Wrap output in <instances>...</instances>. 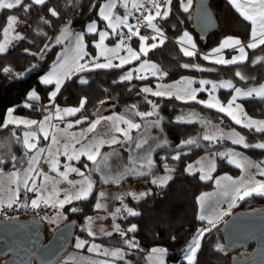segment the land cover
Here are the masks:
<instances>
[{"label": "trees", "instance_id": "trees-1", "mask_svg": "<svg viewBox=\"0 0 264 264\" xmlns=\"http://www.w3.org/2000/svg\"><path fill=\"white\" fill-rule=\"evenodd\" d=\"M103 1L71 0L69 3L68 0H47L44 5H33L27 12L23 8L0 10V30L6 25L9 15L17 16L24 25L22 26V38L5 52L0 53V140L5 139L11 133L18 132L13 125L3 126L8 109L12 108L16 115L39 118L44 109L50 105L49 95L54 86L41 84L39 76L52 66L57 52L62 47L56 42L59 31L67 25L73 33H82L90 21H96L99 27H103L102 20L98 16V10ZM183 1L185 0H171L168 4V16L156 18L154 24L160 29L159 34L164 36L161 39L163 44L155 48L150 47L144 54L140 53L139 59L155 62L163 72L161 78L163 81L175 80L186 74L210 78H230L237 85L264 81V45L260 44L254 49L246 50L245 60L233 64L217 63L205 59L200 54L217 46L226 36L238 37L242 42L250 39V23L235 11L227 0H209V6L216 19V26L204 35L196 32L191 23L194 4L185 11L182 7ZM25 3H31V0H25ZM50 8H54L59 15L53 17L48 11ZM185 30L192 33L197 46V52H194L193 56H186L175 42V39ZM139 31L149 38L148 43H153L152 37H156L155 40L158 41L157 44L159 43L158 34ZM84 37L88 51L94 53L92 42L95 40V34L84 33ZM134 37L130 44L137 47L138 42ZM134 67V64H128L122 67L96 68L78 72L66 79L53 101L62 106L80 107L81 100H85L84 106L75 115L76 118L81 119L82 124L90 122L97 110L104 105L110 106L108 110L116 112L133 108V105L138 111L147 112L156 105L158 110L155 114L161 118V129L166 143L164 147L154 152L151 158L153 164L148 168H153L154 173L168 172L171 179L161 185L150 183L149 180L145 181L150 187L148 193L139 199H125L127 202L125 205L138 212L139 215H129L127 211H124V216L118 218L121 225L120 231H114L110 235L91 236L83 225L87 217L96 212V194L100 188V184L97 183L87 199H82L75 204L76 211L71 209L65 212L66 221L73 219L77 226H83L78 230L76 228L73 240L79 235L87 243L95 242L120 249L123 252L121 257L106 258L113 264H150L147 254L155 247L165 250L167 264L170 262L187 264L182 260L183 249L199 229L207 228L210 230L204 232L200 239V247L196 252L194 264H233L227 253L216 248L217 242L223 240L220 226L229 215L214 225L207 224L198 218V196L204 191L211 190L214 186L213 181L203 180L197 173L190 174L184 171L187 163L214 148L215 145H182L183 140L197 132L196 124L175 122L164 115H168L166 113L168 108L173 109L170 115L172 118L186 107L206 111L221 118L225 127L235 129L249 144L264 142V131L234 123L225 114L206 108L194 101L183 102L174 98L144 95L142 87L145 84L153 85L157 79L153 77L120 79ZM6 68L9 71H4ZM237 73L240 75L238 76ZM81 81H86V83ZM33 90L39 99H29L28 94ZM229 93V90L219 91L223 100ZM240 102L249 117L264 119V97L241 99ZM154 117L155 115H151L141 117L139 120ZM239 148L264 168V149ZM18 150L19 147L14 146L12 153H17ZM176 156L179 158L174 159ZM10 162L2 163L0 167L7 169L12 166ZM142 167L147 169V166ZM221 173L237 175L239 169L229 165L225 159H217L214 175ZM143 179L145 177L135 179L130 176L125 180L134 182ZM106 185L110 186L114 183L109 182ZM249 204H264V196H249L240 201L232 212L243 210ZM132 225H136V229L130 232L128 229ZM126 240L134 241L136 247H130L125 243ZM251 248L252 245L249 251ZM81 251L84 249L82 248ZM1 262L0 259V264Z\"/></svg>", "mask_w": 264, "mask_h": 264}, {"label": "rangeland", "instance_id": "rangeland-1", "mask_svg": "<svg viewBox=\"0 0 264 264\" xmlns=\"http://www.w3.org/2000/svg\"><path fill=\"white\" fill-rule=\"evenodd\" d=\"M22 26L24 25L20 21L15 26V32L19 33L20 36L23 33ZM65 28H67V31H64ZM99 31H107L109 33L102 47L112 49L115 48L118 43H121V37L119 35L112 34L109 29L104 30V28L99 27ZM123 31L124 29L118 31L124 36L121 47L116 53H114L115 56L107 58V56H110L113 53H106L105 56L100 55L102 47L98 48L96 46L97 42L99 41L98 33H93L95 34V40L92 42L94 53L88 51L84 35L82 51H80L77 45L76 37L81 33H73L67 25H64L56 37V42L59 39V44H61L62 47L56 54L52 64L54 66L53 68H57L59 66L63 67L65 61L76 60V58L79 61L81 60L83 63H87L88 60H94L95 58V60H98V64L106 63L108 59H111L113 65L119 64L120 58H125L130 60V63H125L123 66L128 64L135 65V69L127 71V73L130 71L132 72V77L140 75L144 77L150 76L157 79L153 85L145 84L142 87V89L145 87L152 89V92L146 93L142 91L144 95L168 99L174 98L183 102L194 101L206 108H210L225 114L234 123H236L232 116L228 115V111H231L237 119L241 120L239 125L245 127L249 121H264V119L249 117L245 113L240 102L241 99L261 98L264 96L256 95L255 93H253L251 96L243 94L237 95L235 92L236 88L241 89L242 93H245L250 89H260L261 86H264V81L249 85H237L235 84L234 80L230 78H210L202 75L189 74L183 75L175 80L163 81L161 79L163 72L161 69L158 70V65L155 62L143 58L142 60L132 59L129 51H124L127 40L125 37L126 33ZM140 36L146 35L140 33ZM158 37L160 40L162 39L161 35ZM134 38L137 39V47H133L130 44L131 41L129 42L130 45L128 46H130L133 52H139V54L142 44L147 51L150 48V45L157 43L156 41H153V43H148L147 40L141 41L139 36H135ZM3 40L4 36L1 34L0 42H3ZM17 40L18 39L10 38V43H8L6 46L7 49ZM83 53H87V55H83ZM82 55L83 59H80V56ZM201 81H206L207 83L202 84ZM227 82H230L232 87L223 86ZM213 84L217 86L213 88ZM52 85L54 86L52 91H54L55 82ZM192 90H195V100L189 99L186 95V93H190ZM220 90L230 91L225 100L221 99L219 94ZM156 91L171 93V95H153V93ZM233 97H236V99L233 102L232 107L228 108V102L232 100ZM50 99V105L44 109L43 114L39 118L20 116L14 113H12L11 117H9L8 113L6 115L5 122L10 119L23 121L35 120L39 122L44 121L45 117H49L50 119L47 120L43 125L44 130L49 133V139L45 140L43 138V133L38 130L37 125L12 123L15 124L17 129H19L18 132L11 133L5 139L0 140V160H3V162L9 160L12 164L11 167H8L4 170V173L0 174V206H12L15 202L25 200L26 202H23L22 205L27 210L17 212L11 217L21 219H27L34 216L40 217L44 222L43 242H45L49 239L52 232L66 221L65 212L67 210L76 209L75 204L82 199H72L70 203H65L63 207L59 205V200L64 199L65 195L68 194L72 196L77 195L78 189H80L82 185L86 187L87 182L91 181L92 190L95 188L97 183L100 184V188L97 190L95 204L99 201L104 205V207L100 209L95 208L96 212L87 217L83 226L85 227L87 233L91 236H104L108 233H112L116 231L115 226L118 225L119 229L121 228L118 218L119 216H124L123 210L127 209L124 208V204L127 203L125 199H135L134 197H140L139 195L142 193H148L150 187L149 184L145 182L147 180H149L150 183H153L152 181L156 179L158 182L155 184L161 185L159 182L161 179L170 177V173L168 172L154 173L152 171L150 172L151 174L147 176L148 178L143 179L144 181L140 180L139 182H130L129 180L127 181L122 179V174L124 173L129 175V172L133 170V165L137 166L138 164L147 166V169H149L148 160L150 159L151 164H153V160L151 158L153 157L154 152L157 149L164 147L165 137L161 129V118L158 114H155L156 110H158V107L155 105V107L152 106L149 109L152 115H155L153 119H150L151 121L138 120L137 122L134 120V114L136 112L132 113V111L129 109H126L122 112L106 109L103 110L105 108L104 105L91 122L101 117H113V119L101 120V123L97 125L95 132H90L88 131L90 125L89 122L86 124H82L81 122L76 123V121H81L80 118L75 117L77 112H75L73 115H67L63 111L64 109L78 108V106H62L56 104L53 101V98L50 97ZM200 101H204L205 103H200ZM209 104H216V107H210ZM220 106H224L227 111L221 112L219 110ZM58 109L59 111H57ZM172 110L173 109L168 108V111L166 110L168 115L166 114L164 116L175 122L194 123L198 128L194 135L181 142L182 145L189 144L184 143L188 140H194L195 143L192 144L215 145L214 148L204 152L195 160L187 163L184 166V171L186 173H197L200 178L202 176L205 177L203 180H212L214 184L211 190L204 191L198 196V218L203 215L206 217V219L203 221L209 224V220H211L213 223L210 225H213L217 222V219L222 220L226 217V215L231 214L234 207L237 206V204L243 199L252 195L264 196V194H258L254 192L253 194L240 199L238 198L239 193L237 192V189L249 188L256 182L264 181V175L260 174L262 171H264V168L258 161L247 155L239 147H245V144L250 145L249 147H255V145L264 142L249 144L245 138L235 129L232 127H225L221 118L216 117L206 111H202L197 108L186 107L172 118L170 117ZM129 111L131 112V115L133 114L132 117L128 113ZM117 117H123V120L116 119ZM125 121H131L132 123L139 125V127L130 128L129 124ZM104 122H106L107 125L104 124ZM69 125H71V127H69ZM116 127L127 130L128 135L125 136L123 132H116ZM257 127L258 125L254 124L251 128L256 130ZM32 132H36L38 137V139L34 141L37 143L38 148L46 149V151L41 154L39 163L33 165V167H35L37 170H42L48 176L47 180H44L42 176L36 177L37 184L43 185L42 190L36 192L26 191L22 184L24 171L29 167L28 162L32 155L35 154V150L30 152L24 145L25 134ZM53 135L59 141L58 144L53 143L51 139ZM206 135H212L215 137V139L205 140L204 137ZM113 137L116 139V143L110 142ZM240 137H243L244 139L243 144L233 143V140L239 139ZM77 141H79V143ZM101 141L104 142L101 143ZM137 144H141L142 147L137 148ZM65 145H67V152L69 155L73 154V148H75L76 152L78 153L81 150L87 151L89 146H99L100 155L97 156L95 162L88 160L86 155H81L79 160H68L66 155H58L56 158L59 160V167L58 171H54L52 170L51 165L46 162V158L50 154H55L57 150H59L60 153H63L65 151ZM14 146L19 147L17 153H12ZM49 149L51 150L50 152L48 151ZM12 156L16 157L15 161L11 159ZM217 159H225L229 165L239 169V173L237 175H231L229 173L214 175L217 166ZM66 165L75 167L79 170V172H68L67 180L59 175L60 172L66 170ZM80 172H82L83 175H80ZM131 173L133 174V172ZM116 179H119L118 183L115 182ZM68 181H73L74 184H70ZM109 182L114 183V185H106ZM17 189H19L18 192L16 191ZM101 192L105 194L103 197L100 196ZM117 197H120V199H117ZM33 199L38 200V207L32 206L31 202ZM44 200H47L48 203H44ZM15 205L20 204L17 203ZM125 207L127 206L125 205ZM117 208H120L121 210L119 213L116 212ZM263 210L264 204H249L243 209V211L248 212ZM89 218H91V220H89ZM83 226L78 225L77 230ZM90 232L94 234H90ZM78 242H83V247H77ZM93 245H97L98 249L90 251L89 249H91ZM82 248L84 251H81ZM216 248L227 253L229 257L232 255L237 257H245L250 252L249 250L243 249L227 250L225 245L220 240L217 242ZM106 250L108 253H111L120 249L103 246L95 242L87 243L83 238L77 235L66 252H64L54 264H113L106 258H118L122 256L121 250L120 256H112L110 254L106 255ZM185 253L186 250L183 254L182 260L188 264V261L184 258ZM147 259L150 264H167L165 262V257L160 255V248L158 247L152 249L147 254ZM168 264H178V262H170Z\"/></svg>", "mask_w": 264, "mask_h": 264}, {"label": "snow or ice", "instance_id": "snow-or-ice-1", "mask_svg": "<svg viewBox=\"0 0 264 264\" xmlns=\"http://www.w3.org/2000/svg\"><path fill=\"white\" fill-rule=\"evenodd\" d=\"M47 2V0H31V3H25V0H0V10L3 9H15V8H23V10L25 12H27L33 5H44ZM69 3H71V0H68ZM144 2H147L149 4H151L153 6V8L155 9V14L153 15L151 10L149 9H145V12L147 14L142 15L141 17L137 18V24L133 25V24H129L128 23V16L131 15L130 11H127L128 9V3L129 0H122V6L126 9L125 15L123 17L119 16V15H115L112 12V9H114L117 5V0H107V3L102 5L100 7V17L107 22L106 27L108 29H111L112 34H116L119 35L121 37V43H118L116 45L115 48L109 49L107 47H102L104 44L105 39L108 37L109 33L107 31H99L98 35H99V41L97 42L96 46L98 48L102 47V51L100 52L101 56H105L106 53H116L119 48L121 47V44L123 43L124 40V36L122 33H119L117 30L119 28H121V26L126 27L128 29V36L127 38L130 39L132 36H139L141 41H145L147 39H149L147 36H140V32H139V25L140 24H144L146 27L149 28H153L157 33L160 32V29L156 27V25L153 23V21L156 19V17H160V16H164L167 17L168 16V11L165 10L163 11V13H161L160 9L162 6L170 4L171 0H163V4L161 2H159V0H144ZM144 2H141V0H132V7L137 9V11L141 10L144 8ZM229 3L232 4V6L239 12V14L246 20L251 22L252 25V29H251V37L253 42L249 43L247 45L248 48H255L257 47V42L261 45H264V0H229ZM187 10V7H185V11ZM49 13L55 17L58 16L59 13L54 9V8H50L48 9ZM43 19V18H42ZM19 22L18 17L14 16V15H9L7 17V24L5 27H3L2 30H0V32H2L3 36H4V40L3 42H0V53H3L7 50V44L10 43V38L11 39H21L22 37L19 35V33L15 32V26L16 24ZM45 23H47V21H45ZM64 31H67V28H65ZM87 32L89 33H95L97 32V25L96 22H92L88 25L87 27ZM188 34L184 33V37H187ZM153 40L156 39V37H152ZM77 40V45L78 48L80 49V51H82V43H83V33L79 34L76 37ZM228 41H231L233 44L239 45L241 42L239 39H234L229 37L227 38V40L221 44V48L226 47V46H230L228 44ZM59 39L57 40V43H59ZM163 44V40H160L159 43H153L152 45H150L151 48H155L158 46H161ZM45 47H47V45H45ZM27 51V50H26ZM129 53L131 54V58L132 59H139V53L133 52L132 49H128ZM220 49H214L213 52H219ZM240 53L242 54L240 59H243V54H244V47H240L239 49ZM140 53H146V49L144 47V45H141L140 48ZM184 54L186 56H193L194 52L192 51H187L185 50ZM83 55H87V53H83ZM83 55L80 56V59H83ZM205 59H208V56L204 57ZM95 60V58H94ZM237 60V57H233L231 60H224V59H218L217 63H221V64H225V63H235ZM125 63H130V60L125 59V58H120V63L113 65L111 62V59H108V61L106 63L103 64H98L95 63L93 61L92 63V67H97V68H109V67H121L123 66ZM88 67V64H81L79 65L78 70H83L84 68ZM155 67V66H154ZM184 67H188V65H184ZM4 71H9V69H4ZM51 75H55V74H50ZM237 75L239 76L240 73H237ZM141 79H143V77H140ZM243 78V77H241ZM121 80H131L132 79V72H128L126 75L122 76L120 78ZM42 82L44 84H52L53 80L48 78V77H43L42 78ZM82 83H86V81H81ZM201 83H207L206 81H201ZM62 84V80L57 77L55 79V90L52 91L50 93V97L51 98H55V96L57 95V92H59L60 87ZM217 85L213 84L212 87L215 88ZM223 86L225 87H232L230 82L225 83ZM143 92H152L151 88L145 87L142 89ZM235 92L237 93V95H248L251 96L253 95V93H255L256 95H260V96H264V86H261L260 89H250L245 93L241 92V89L236 88ZM153 95L156 96H163V95H171V93H165L163 91H156L153 93ZM186 95L188 96L189 99L195 100L196 96H195V90H192L190 93H186ZM29 99H39L37 93L33 90L31 92H29L28 94ZM178 98H183V97H178ZM236 97H233L232 100H230L228 102V108L232 107L233 102L235 101ZM85 100H81L80 102V107L78 108H73V109H64V113L67 115H73L75 112L80 111V108H82L84 106ZM200 103H205L204 101H200ZM26 106H31V105H26ZM210 107H216V104H209ZM133 108H135V105L132 106ZM155 107V106H154ZM219 110L221 112H225L227 111V109L224 106H220ZM59 111V109L57 110ZM13 112V109H9L8 110V115L9 117H11ZM140 116H150L152 115L151 112L148 113H137ZM228 115L232 116V118L236 121L237 124L241 123V120L237 119L235 115H233V113L231 111H228ZM49 117H45L44 121H23V120H17V119H10L8 121L5 122V125L3 126H7L8 123H24V124H28V125H37L38 130L40 132L43 133V138L45 140L49 139V133L47 131L44 130V123L49 120ZM103 119H107V120H112L113 117H101L96 119L93 122H90L88 131L90 132H95L96 127L98 124L101 123V120ZM116 119L119 120H123V117H117ZM180 119V118H178ZM81 121H76V123H80ZM126 123L129 124L130 128H138L139 125L132 123L131 121H125ZM258 125V127L256 128L257 131H264V121H249L248 124L246 125V127H252L253 125ZM69 127H71V125H69ZM116 132H123L125 136L128 135L127 130L122 129L120 127H116L115 128ZM130 138V137H129ZM36 139H38L36 132H32V133H26L25 134V139H24V145L26 147V149L28 151H33L35 150V154L32 155L31 159L29 160V167L24 171V177L22 178V184L23 187L26 191H32V192H36V191H41L43 188V185H38L37 184V180L36 177H43L44 180L48 179V176L46 173H44L42 170H37L35 167H33V165L38 164L41 158V154H43L46 149L44 148H38L37 143L34 142ZM52 141L54 144H58L59 141L56 139V137L53 135L51 137ZM205 140H214L215 137L212 135H206L204 137ZM79 143V141H77ZM104 141H101V143H103ZM111 143H116V139L113 137L110 141ZM146 143V142H145ZM166 143V141H165ZM184 143H195L194 140H188L185 141ZM233 143L236 144H243L244 143V139L243 137H240L239 139H235L233 140ZM250 145L245 144V147H249ZM137 148L142 147L141 144H137L136 145ZM255 147L264 149V143H260L255 145ZM49 152L51 151L50 149L48 150ZM58 155H66L68 160H79L81 155H86L88 160L95 162L97 159V156L100 155V151H99V146H89L87 148V151L81 150L80 152H76L75 148H73V154L69 155L67 152V145H65V151L63 153H60L59 150H57V152L55 154H50L47 158H46V162L49 163L51 165L52 170L54 171H58V167H59V160L56 158ZM221 155H226V154H221ZM179 157L176 156L174 157V159H178ZM11 159L13 161L16 160L15 156H12ZM3 163V160H0V164ZM148 164L149 166H151V160H148ZM239 166V165H238ZM65 171L60 172L59 175L61 177H63L65 180H67L68 177V172H79V170L75 167H71L66 165L65 166ZM80 175H83L82 172L79 173ZM139 174V173H138ZM261 175H264V171H262L260 173ZM205 177L202 176L201 179H204ZM168 179H171V177H166L164 179H161L159 182L161 184L166 183ZM70 184H74L73 181H68ZM115 182H119V179H116ZM154 184L157 183L158 181L156 179H154L152 181ZM31 185V186H29ZM92 190V183L91 181L87 182L86 187L85 186H81L80 189H78V194L75 196H72L70 194L65 195V198L62 200H59V205L61 207H63V205L65 203H70L72 199H87L90 192ZM17 192L19 191V189L16 190ZM237 192L239 193L238 198L243 199L245 196H249L251 194L258 193V194H264V181L261 182H256L255 184H253L251 187L249 188H245V189H237ZM146 193H142L141 195H145ZM105 194L103 192L100 193V196L103 197ZM135 199H139L140 197H134ZM117 199H120V197H117ZM32 206L33 207H38L39 206V202L37 199H33L32 200ZM44 203H48L47 200H44ZM11 206V205H9ZM104 205L102 203H100L99 201L95 204V208L100 209L103 208ZM73 211H76V209H73ZM121 210L120 208L116 209V212L119 213ZM126 211L128 212L129 215H139L138 212L133 211L132 209L128 208L126 209ZM199 219L204 220L206 219L205 216L201 215L199 217ZM89 220H91V218H89ZM213 222L211 220H209V224H212ZM136 229V225H132L128 231H135ZM115 230L116 231H120L119 226H115ZM210 229L207 228H202L199 229L197 231V235L194 236V238L192 239V241L189 243V245L187 246L186 249V253H185V259L188 261V264H193L194 260H195V255L197 250L200 247V238L203 236L204 232L209 231ZM90 234H94L91 233ZM109 235L111 233H108ZM123 235V233H121ZM125 243H127L130 247H136V244L134 241H128L126 240ZM77 247H83V242H78L77 243ZM98 246L97 245H93L91 250H97ZM155 251V250H154ZM161 252L165 251L163 249L160 250ZM106 255H112V256H120L121 255V251L120 250H115L111 253H108L107 250L105 251Z\"/></svg>", "mask_w": 264, "mask_h": 264}, {"label": "water", "instance_id": "water-1", "mask_svg": "<svg viewBox=\"0 0 264 264\" xmlns=\"http://www.w3.org/2000/svg\"><path fill=\"white\" fill-rule=\"evenodd\" d=\"M193 29L201 35L216 26L209 0H195L191 12ZM40 217L0 219L1 264H54L73 241L77 223L67 220L43 242ZM220 230L227 250L243 249L245 257L231 256L233 264H264V210H238L223 220Z\"/></svg>", "mask_w": 264, "mask_h": 264}, {"label": "crops", "instance_id": "crops-1", "mask_svg": "<svg viewBox=\"0 0 264 264\" xmlns=\"http://www.w3.org/2000/svg\"><path fill=\"white\" fill-rule=\"evenodd\" d=\"M228 2H229V0H227ZM141 2H144V0H141ZM159 2H161L162 4H163V0H159ZM194 2H195V0H185V1H183V3H182V7H183V9L185 10V7H187V10L189 9V8H191L192 6H193V4H194ZM107 3V0H104L102 3H101V5H100V7L102 6V5H104V4H106ZM145 3V2H144ZM231 6H232V4H231ZM100 7H99V10H98V16H99V18H100V20H102V23H103V27L102 28H104V30L105 29H108L107 27H106V25H107V22L106 21H104L101 17H100V15H99V13H100ZM233 7V6H232ZM233 9L239 14V12L233 7ZM149 10H151V12H152V14L154 15L155 14V9L153 8V6L150 4V8H149ZM165 10H169V6H168V4L167 5H164V6H162L161 7V9H160V11H161V13H163V11H165ZM127 11H130L131 12V15H129L128 16V23L129 24H131L132 23V18H133V15H134V13L137 11V9H135V8H133L132 7V0H129V3H128V9H127ZM112 12L115 14V15H119V16H121V17H123L124 15H125V12H126V9L122 6V0H117V5H116V7L114 8V9H112ZM240 15V14H239ZM241 16V15H240ZM242 17V16H241ZM157 18V17H156ZM243 18V17H242ZM244 19V18H243ZM156 20V19H155ZM155 20L153 21V23L155 22ZM92 22H94V21H90L89 23H87V25L85 26V28H84V32H82L83 33V35H84V33H87V34H93V33H89V32H87V27H88V25L90 24V23H92ZM96 22V21H95ZM249 22V21H248ZM250 23V25H251V22H249ZM96 25H97V32H95V33H98L99 32V27H98V23L96 22ZM149 28V27H148ZM122 29H124V31L123 32H125L126 34H127V28L126 27H123V26H121V28H119L117 31H119V30H122ZM150 29H152V30H154L153 28H150ZM251 29H252V25H251ZM110 31H111V29H109ZM155 31V30H154ZM156 32V31H155ZM184 33H187L188 34V36L187 37H184ZM156 34H159V33H157L156 32ZM159 35H161L162 37H164L162 34H159ZM229 37H231V38H233V40L234 39H239L238 37H234V36H226V37H224V38H222L221 39V41L219 42V44L217 45V46H215V47H213V48H211L210 50H208L207 52H205V53H200L202 56H208L209 58V60H211V61H215V62H217V60L218 59H224V60H231L233 57H237V60L238 61H236L235 63H237V62H241V61H243V60H245V58H246V50H248V49H254V48H248L247 47V45L249 44V43H252L253 42V40H252V37H250V39L247 41V42H242L240 39V44L239 45H236V44H233L231 41H228V44L230 45V46H226V47H223V48H221V44L222 43H224L226 40H227V38H229ZM154 41H156V40H154ZM158 42V41H157ZM175 42L180 46V48H181V50L183 51V53L185 52V50H187V51H192V52H197V46H196V43H195V40H194V38H193V35H192V33L191 32H189V31H187V30H185V31H182V33L175 39ZM127 45V46H126ZM126 45H125V48H124V51H128V49L130 48V46H128V45H130V44H127L126 43ZM258 45H260L258 42H257V46ZM240 47H244V54H243V59H240V57H241V53H240V51H239V49H240ZM256 48V47H255ZM131 49V48H130ZM214 49H220V51L219 52H216V53H214L213 52V50ZM139 53V52H138ZM111 56H115V54H112V55H110V56H107V58H109V57H111ZM135 60H137V59H135ZM140 60H142V59H140ZM93 61L95 62V63H98L97 61L98 60H88V62H87V64H88V67H86V68H84L83 70H78V68H79V65H81V64H85V63H83L81 60L79 61V60H77V58H76V60H67V61H65L64 62V65H63V67H61V66H59V67H57V68H53L54 66L52 65L47 71H45L44 73H42L40 76H39V81H40V83L41 84H43V85H49V84H44L43 82H42V78L43 77H48V78H50V79H52L53 80V83L52 84H54V82H55V79L57 78V77H59L61 80H62V84L66 81V79H68V78H70L72 75H74V74H76V73H78V72H81V71H84V70H89V69H96L97 67H92V63H93ZM137 62V61H136ZM225 64H233V63H225ZM158 67V70H160V68H159V66H157ZM110 68V67H109ZM133 69H135V67L133 68ZM135 71V70H134ZM50 74H55V75H51L50 76ZM140 77H143V78H147V77H150V76H147V77H144V76H135V77H132V78H139V79H141ZM62 84H61V86H62ZM54 100V99H53ZM103 107V106H102ZM102 107H100L98 110H97V112H96V115L94 116V118L97 116V114L99 113V111H100V109L102 108ZM10 109H12V108H10ZM108 110V107L107 106H105V108L103 109V110ZM127 109H129L130 111H132V113H148V112H150L149 110L147 111V112H141V111H138L136 108H127ZM9 110V109H8ZM8 110H7V112H6V115H7V113H8ZM126 110V109H125ZM125 110H123V111H125ZM48 111V110H47ZM128 112L129 114H130V116L132 117L133 116V114L131 115V112ZM46 112V111H45ZM13 113V112H12ZM134 114V120H136L137 122H138V120H139V118H141V117H147V116H140V115H138V114ZM6 115H5V119H6ZM151 116V115H150ZM149 117V116H148ZM93 118V119H94ZM5 119H4V125H5ZM92 119V120H93ZM91 120V121H92ZM145 121H151L150 119H144ZM90 121V122H91ZM140 121V120H139ZM89 122V123H90ZM104 124H106V122H104ZM11 125H13L14 127H15V124H12V123H8L7 124V126H11ZM107 125V124H106ZM17 128V127H16ZM17 130H19V129H17ZM9 153H10V151H9ZM7 161H9V160H6V161H4L3 163H5V162H7ZM133 167V170L132 171H130L129 172V175H127V174H122V179H126V178H128V177H133V178H135V179H141V178H146L147 176H149V174H151L150 172H154V169L153 168H149V169H146V168H143L141 165H137V166H135V165H133L132 166ZM6 168L5 167H0V174L1 173H4ZM131 172H133V174L131 173ZM139 173V174H138ZM135 182H139V181H135ZM1 183V182H0ZM140 197H141V195H139ZM23 202H26L25 200L24 201H19V202H15L14 203V205L15 204H17V203H19L20 205H22L23 204ZM125 203V202H124ZM124 208H127L128 209V207H125V204H124ZM124 211H126V209H124L123 210V212ZM221 219H217V222L216 223H218L219 221H220ZM215 223V224H216ZM214 225V224H213ZM197 234V233H196ZM195 234V235H196ZM192 240V239H191ZM188 246V245H187ZM186 246V247H187ZM186 247L183 249V253H182V258H183V254H184V252H185V250H186ZM156 248V247H155ZM154 249V248H153ZM161 250V249H160ZM122 254H123V252H122ZM165 252L163 251V252H161L160 251V255L161 256H164L165 257Z\"/></svg>", "mask_w": 264, "mask_h": 264}, {"label": "built area", "instance_id": "built-area-1", "mask_svg": "<svg viewBox=\"0 0 264 264\" xmlns=\"http://www.w3.org/2000/svg\"><path fill=\"white\" fill-rule=\"evenodd\" d=\"M150 8V4L145 2L144 3V8L139 10V11H136L133 15V18H132V23L133 25H136L137 24V18L141 17L142 15H145L147 14L145 12V9H149ZM139 30H144L146 33H150V34H156V32L148 27H146L143 23L139 25ZM128 36V33L126 34V42L127 44H129V42L131 41V39L133 38V36L128 39L127 38ZM27 209L23 206V205H12V206H0V218H8V217H11L12 215H14L15 213L17 212H22V211H26Z\"/></svg>", "mask_w": 264, "mask_h": 264}]
</instances>
